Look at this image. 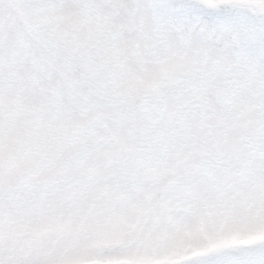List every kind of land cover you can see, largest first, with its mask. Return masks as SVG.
Returning <instances> with one entry per match:
<instances>
[{"label": "snow or ice", "instance_id": "6c2138e0", "mask_svg": "<svg viewBox=\"0 0 264 264\" xmlns=\"http://www.w3.org/2000/svg\"><path fill=\"white\" fill-rule=\"evenodd\" d=\"M0 264H264V0H0Z\"/></svg>", "mask_w": 264, "mask_h": 264}]
</instances>
